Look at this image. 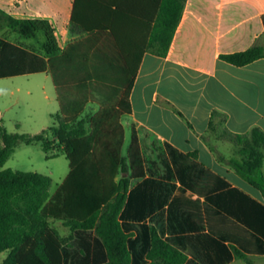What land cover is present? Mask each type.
I'll list each match as a JSON object with an SVG mask.
<instances>
[{
	"label": "trees",
	"instance_id": "trees-1",
	"mask_svg": "<svg viewBox=\"0 0 264 264\" xmlns=\"http://www.w3.org/2000/svg\"><path fill=\"white\" fill-rule=\"evenodd\" d=\"M153 1V12L132 22L123 0H73L68 31L75 39L61 49L46 22L3 17L22 37L31 39L42 32L44 44L39 54L0 38V79L46 73L59 112L53 117L57 124L51 129L53 141L45 139L44 131L12 134L0 127V167L18 143L40 144L45 153H64L68 173L49 195L48 176L0 170V253L9 252L2 264H66L62 247L73 239L72 234L79 239L84 260L93 250L103 264L185 263L181 251L145 225L141 230L146 234V248L132 255L127 245L130 228L121 221L139 207L141 199H152L145 189L147 181L143 188L128 191L130 181L144 178L145 170L134 124L123 150L121 120L131 115L129 95L143 52L167 55L186 2ZM127 21L147 30L142 42H128L143 33L125 32ZM219 57L244 66L264 58V47ZM88 105L96 106V111L84 115ZM213 116L218 122L209 125L210 133L234 147L232 158L216 154L218 161L264 197V131L253 127L245 134H234L224 127V114L214 111ZM258 207L264 213V205ZM50 221H59L71 235L61 237ZM237 257L254 264L244 255L237 253Z\"/></svg>",
	"mask_w": 264,
	"mask_h": 264
},
{
	"label": "crops",
	"instance_id": "crops-1",
	"mask_svg": "<svg viewBox=\"0 0 264 264\" xmlns=\"http://www.w3.org/2000/svg\"><path fill=\"white\" fill-rule=\"evenodd\" d=\"M123 1L132 22L153 12V0ZM127 22L125 32L143 33L128 42H142L147 30ZM69 35L64 46L75 39ZM253 46L264 47V0H186L167 55L143 52L126 120L135 125L145 177L131 180L128 191L147 181L152 199H141L121 220L130 228L132 255L146 248L145 225L181 251L184 264H247L237 253L264 264V213L258 207L264 197L218 161L216 154L232 158L234 147L208 129L218 122L216 111L234 134L264 131V58L235 66L219 57ZM72 235L62 247L66 264H78L68 256L72 248L83 257ZM8 253H0V264ZM94 255L91 250L82 264H103Z\"/></svg>",
	"mask_w": 264,
	"mask_h": 264
},
{
	"label": "rangeland",
	"instance_id": "rangeland-1",
	"mask_svg": "<svg viewBox=\"0 0 264 264\" xmlns=\"http://www.w3.org/2000/svg\"><path fill=\"white\" fill-rule=\"evenodd\" d=\"M70 3V0H0V38L43 54L42 32L36 33L31 39L22 37L3 17L8 16L20 21H44L54 30L58 47H63L66 38L70 37ZM94 107L96 106L88 105L84 115L95 112ZM58 112L53 84L46 73L0 79V127L7 133L35 135L44 131L45 139L53 141L51 129L57 126L53 117ZM121 123L124 128L125 150L131 139V126L126 118H122ZM5 169L48 176L51 179V195L67 175L68 161L64 153L55 150L43 152L40 144L18 143L12 155L0 167V170ZM52 225L62 237L70 235V231L59 222L54 221ZM70 243L71 241L67 242V245ZM77 250L70 249L72 253H68V256L71 262L82 264L83 257Z\"/></svg>",
	"mask_w": 264,
	"mask_h": 264
}]
</instances>
